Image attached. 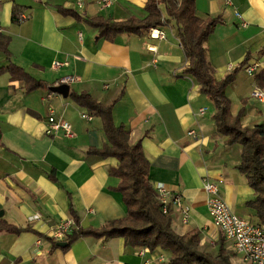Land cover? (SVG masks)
Wrapping results in <instances>:
<instances>
[{
  "label": "crops",
  "instance_id": "obj_1",
  "mask_svg": "<svg viewBox=\"0 0 264 264\" xmlns=\"http://www.w3.org/2000/svg\"><path fill=\"white\" fill-rule=\"evenodd\" d=\"M146 1L111 0L103 6L101 0H0V34L8 37L11 55L0 48V264H164L170 255L162 248L127 246L123 237L83 236L67 249L51 239L59 223L74 221L67 192L84 228L127 215L122 194L113 189L120 179L109 171L117 160L87 153L106 141L102 122L78 105L71 91L114 103L113 120L129 130L132 144L141 141L153 184L162 182L170 191L168 214L176 232L187 236L198 230L201 249L214 254L221 237L230 249L210 214L205 178L220 184L235 213L259 222L247 205L255 192L237 169L242 146L225 144L214 101L184 74L189 60L175 23L160 26L164 39L149 31L106 39L87 21L143 19ZM15 6L22 11L19 22L13 20ZM55 6L73 9L82 19ZM196 8L203 20L221 19L205 42L206 58L218 80L237 69L225 90L231 114L244 108V127L264 126V101L252 96L255 89L264 91V68L246 69L264 59V0H196ZM56 60L67 64L54 68ZM11 62L46 86L26 91L23 80L1 70ZM64 75L76 78L68 95L53 89ZM50 107L71 123L73 138L46 134ZM176 193L182 206L173 202ZM230 251L231 263L243 264Z\"/></svg>",
  "mask_w": 264,
  "mask_h": 264
},
{
  "label": "trees",
  "instance_id": "obj_2",
  "mask_svg": "<svg viewBox=\"0 0 264 264\" xmlns=\"http://www.w3.org/2000/svg\"><path fill=\"white\" fill-rule=\"evenodd\" d=\"M55 8L82 19L73 9L62 6ZM145 9L147 15L143 19L129 17L114 20L97 16L87 21L98 29V37L106 39H114L120 33L143 35L152 27L175 23L184 54L189 60L184 74L196 79L201 92L214 101L215 123L218 131L227 136L225 144L232 146L238 143L242 146L237 169L246 176L248 184L255 192V198L248 201L247 205L256 210L259 223L264 225V126L258 124L252 128L244 127L241 123L244 108L235 116L231 114V100L225 90L234 81L237 69L218 80L206 58L205 42L221 20L220 17L201 19L197 15L196 0H147ZM21 13V8L15 6L13 20L21 21ZM7 39V36L0 34V43L3 42L0 48L10 58ZM1 70H8L13 77L23 80L26 91L46 86V82L34 78L12 62ZM69 95L78 105L85 107L90 115L98 117L102 122L106 141L102 147L91 146L87 153L117 160L109 171L112 176L120 179L118 186L113 189L122 194L127 215L110 220L100 228H84L80 224V216L72 203L71 194L67 192L70 200L69 211L76 226L67 234V245L63 248H69L83 236L123 237L127 246H142L150 251L157 248L168 250L170 255L164 264H232L231 253L226 250L223 237L218 242V253L213 254L201 249L198 230L184 236L172 228L171 216L163 212L150 178L151 164L142 143L138 141L132 144L129 130L123 124H115L112 114L114 103L103 104L88 92L71 91ZM50 177L56 180L53 174ZM1 228L15 232L24 230L8 224H2Z\"/></svg>",
  "mask_w": 264,
  "mask_h": 264
},
{
  "label": "built area",
  "instance_id": "obj_3",
  "mask_svg": "<svg viewBox=\"0 0 264 264\" xmlns=\"http://www.w3.org/2000/svg\"><path fill=\"white\" fill-rule=\"evenodd\" d=\"M111 0H101L103 6H109ZM152 38L164 39L166 33L161 27H152L149 29ZM67 63L54 61L53 67L59 68ZM264 68V59L254 62L246 67L248 72H255ZM76 81L73 75L61 76L58 80L59 84H67L71 86ZM51 94L47 97L49 98ZM252 96L264 101V91L255 89ZM50 115L48 117V126L46 134L59 135L63 133L68 138H73L75 133L69 121L56 116L52 107L49 108ZM200 113L204 114L205 109L201 108ZM84 117L91 119L90 115L84 114ZM194 130H190L189 134H193ZM157 197L162 204V210L165 214L169 213V196L170 191L162 182L154 185ZM204 188L208 194L207 204L215 226L224 234L229 242L228 247L237 253L243 264H264V225L254 222L249 218L243 217L235 213L224 199L220 184L209 178L204 179ZM173 202L178 206H182L181 195L176 193L173 195ZM185 218L187 211L184 210ZM76 225L74 221L68 220L59 223L51 234V239L55 242L66 240L67 234ZM149 264V263H147Z\"/></svg>",
  "mask_w": 264,
  "mask_h": 264
},
{
  "label": "water",
  "instance_id": "obj_4",
  "mask_svg": "<svg viewBox=\"0 0 264 264\" xmlns=\"http://www.w3.org/2000/svg\"><path fill=\"white\" fill-rule=\"evenodd\" d=\"M53 89L55 91H58V92L64 94V95H68L69 90H70V86L67 84H60V85L54 87ZM58 245L65 246V245H67V242L66 241H60V242H58Z\"/></svg>",
  "mask_w": 264,
  "mask_h": 264
},
{
  "label": "rangeland",
  "instance_id": "obj_5",
  "mask_svg": "<svg viewBox=\"0 0 264 264\" xmlns=\"http://www.w3.org/2000/svg\"><path fill=\"white\" fill-rule=\"evenodd\" d=\"M162 6V8H164V6L163 5H161ZM169 30V29H168ZM170 31V30H169ZM209 105L211 106V108H214V104L211 102V101H209ZM226 250L228 251V252H230L231 253V256H232V252L230 251V249H228L227 247H226ZM215 252V251H214ZM218 253V252H217ZM216 252H215V254H217ZM214 254V253H213Z\"/></svg>",
  "mask_w": 264,
  "mask_h": 264
}]
</instances>
